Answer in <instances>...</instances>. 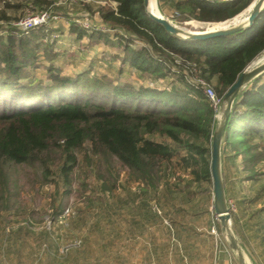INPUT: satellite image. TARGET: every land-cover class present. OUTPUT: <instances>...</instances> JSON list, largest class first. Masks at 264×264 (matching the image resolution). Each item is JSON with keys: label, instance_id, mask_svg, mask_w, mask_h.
I'll return each mask as SVG.
<instances>
[{"label": "trees", "instance_id": "obj_1", "mask_svg": "<svg viewBox=\"0 0 264 264\" xmlns=\"http://www.w3.org/2000/svg\"><path fill=\"white\" fill-rule=\"evenodd\" d=\"M57 1L0 0V29L3 24L16 32H0L2 213H9L7 202L12 195L4 168L38 165L44 184L53 182L56 194L64 197L70 194L81 154L88 167L96 158L95 166L101 162L108 169L110 159H114L124 173L120 180V174H112L109 168L108 177L96 178L95 191L103 198L85 199L83 211L93 216L88 232L98 233L100 241L104 238L105 219L118 218L121 209L134 216L153 204L161 216L170 212L192 216V199H209L212 193L210 144L218 108L215 111L189 80H203L222 105L227 89L264 53V8L247 29L203 41H183L148 18L144 0H69L72 3L68 5H57ZM158 1L173 9L171 19L177 22L205 24L232 19L254 2ZM31 8L35 11L31 15H52L56 10L63 12L65 19L69 18L65 11L75 17L87 15L115 33L133 69L171 80L170 90L112 86L86 75L61 77L52 65L47 67L46 81L30 78V67L37 66L40 49L48 62L58 55L52 51L53 44L43 39H48L52 31L48 26L34 28L27 35L14 28V24L29 17L23 9ZM70 32L77 38L87 35L90 41L107 38L104 33L78 28L71 21ZM135 42L144 47L132 48ZM221 157L223 172L226 164L236 166L239 157L248 179L258 175L256 170L264 163V73L235 98L223 134ZM51 165L55 167L51 169ZM53 215L59 216L57 211ZM0 229V236L14 234L5 227ZM73 240L83 243L81 239Z\"/></svg>", "mask_w": 264, "mask_h": 264}, {"label": "crops", "instance_id": "obj_2", "mask_svg": "<svg viewBox=\"0 0 264 264\" xmlns=\"http://www.w3.org/2000/svg\"><path fill=\"white\" fill-rule=\"evenodd\" d=\"M156 5L162 16L171 18L173 9L160 4L158 0ZM66 30L63 25L56 31L62 33ZM114 36L115 33H110L105 38L104 45H101L104 52L109 50L108 56L112 62L118 60L115 50L119 45ZM75 39L76 42L83 40L77 37ZM134 44L139 48L144 47L140 42ZM87 47L85 45L81 49L76 48L77 53L82 57L81 60L84 59ZM97 49L91 48L93 54ZM79 50H82V53ZM56 51L59 58L63 46H58ZM100 57L94 58L96 60L101 59ZM92 61L86 63L91 65ZM129 68L133 69L131 65L127 66V63L121 64V72ZM225 170L223 172L222 169L226 197L231 210L230 228L243 251V264H264V170H256L258 175L248 179V172L242 168L239 157L231 171L226 173ZM82 209L85 210L86 207ZM83 210L81 212L78 208L79 212H76L74 219L78 218V215L89 214ZM205 214V217H192L189 213L183 212L176 216L170 212L161 216L160 211L153 204L147 206L146 211H136L134 216L121 209L118 218L113 217L110 221L105 219L104 238L102 244H96L97 246L94 242L99 238L96 237L94 240V236L88 232L93 219L82 218L85 229L79 237L73 238L83 241L81 247L67 254L57 253L56 256L53 255L55 251L53 248L57 250L59 244L57 242L52 243L49 240L53 245L51 249L53 252L46 245V249L41 246L38 253L32 244V239L5 234L0 236V264H49L48 259H55L52 264H241L229 248L214 213L212 212L210 216ZM133 220L134 224H132ZM17 242L23 243L14 244ZM25 242L29 248H34L29 249L27 254L18 248L25 246ZM25 255L28 256V261L25 260ZM37 255H39L38 259L35 260Z\"/></svg>", "mask_w": 264, "mask_h": 264}, {"label": "rangeland", "instance_id": "obj_3", "mask_svg": "<svg viewBox=\"0 0 264 264\" xmlns=\"http://www.w3.org/2000/svg\"><path fill=\"white\" fill-rule=\"evenodd\" d=\"M59 1V2H58ZM57 5L62 3L64 5H68V3H72L69 0H58ZM74 1V0H72ZM65 7V6H64ZM66 8V7H65ZM70 9V8H69ZM25 11L24 15L30 16L33 14V9H23ZM20 13H22V11ZM39 12V11H37ZM69 13V18L65 19L63 12L61 11H54L53 13L59 14L62 16V18H59L58 20H50L46 24L36 26L35 29L41 28L43 26H48L49 29L52 31L50 32L49 38L46 39V37H43L44 41L51 42L53 44L52 51L55 53L56 48L58 46H63V52H60V57L56 58L52 63L48 62L44 57V51L43 48L39 50L38 54V60L36 62V67H30L31 77L35 78L39 81H46L48 76L47 67L52 65L55 70L58 71L61 77L66 78H75L79 75H86L87 78L90 79H103V81L107 82L108 84L112 86H122L123 84H128L132 86L133 88H145V89H153V90H170L169 81H165L162 78L154 77L150 74L146 73H139L135 69L125 70L121 72V64L127 63V66H130V63L128 60H125L124 55H122V48L118 46V48L115 50V54L118 55V60H114L113 62L109 60V50L104 52V48L101 45H104L105 39L102 38L100 40H88V36L84 35L82 38V42H76V35L74 33H70V21L72 22L75 18L73 14H70L69 11H65L64 13ZM67 13V14H68ZM66 14V15H67ZM246 14H243L241 16L242 20L245 17ZM96 17V16H95ZM164 17V16H163ZM170 20L173 24L176 26H179L181 28H185L188 31L193 32H202L205 30H210L211 28H217L219 27L220 23H214V24H205V23H197L194 21H187V22H177L171 18H167ZM82 20V19H81ZM96 22V21H95ZM48 24V25H47ZM74 26L82 28L81 25L74 23ZM64 25V27L67 29L66 31H63L62 33L57 32L56 30L59 29ZM3 28V29H2ZM7 30L10 34L12 31L11 27H8L7 25L1 24L0 32H3V30ZM34 29V28H33ZM32 30V29H31ZM88 32H92V30H85ZM30 32V30H24V35H27ZM3 34V33H0ZM22 34V35H23ZM106 36H108V33H104ZM115 37V36H114ZM106 38V37H105ZM62 39L65 41H62ZM87 45L88 47L85 49L84 52L85 55L80 57V54L77 53V49H81ZM132 48L138 49L139 47L137 44H132ZM98 48L96 53L93 54V50L91 48ZM100 47V50H99ZM77 48V49H76ZM91 50V51H90ZM82 53V50H79ZM89 51V52H88ZM88 53V54H87ZM97 54V55H96ZM87 55V56H86ZM58 56V55H57ZM97 56H101V59H96ZM264 56V53L261 54L256 60H254L249 67L246 69L250 70L253 67H255L257 64H260L264 60L262 59ZM88 57V58H87ZM95 57V58H94ZM93 60L91 65H88L86 62H90ZM58 60V61H57ZM80 61V62H78ZM75 62H77L75 64ZM111 64V65H109ZM57 66V67H56ZM169 68L172 70H175L176 68L173 65H169ZM223 104L218 107V114L217 117L221 113ZM94 162L97 161L96 158H92V165L91 167H88V164L86 165L82 161V155H78V162L79 166L74 170L73 174V182L71 185L70 194L68 196L60 197L55 192V185L54 183L44 184V182L41 180L40 173L41 170L38 167V165H28V166H7L4 168L5 171V177L7 181H9V189L11 192V196L8 200V204L10 207L9 213H2L1 211V204H0V227H5L9 229L10 231L13 230L14 234L16 236H20L21 238H27L32 239V244L34 245V248L38 251H40L41 246L43 249H46V245L48 246V249H52L53 245L52 243H59L58 247L62 246L63 244L68 243L69 241H72V239L76 236L79 237V234L83 233L84 231V225L83 220H91L93 218L92 213L90 214H84L82 216L83 220L79 218L74 219L76 212L78 211V208L83 210L82 208L85 207V199L87 197L92 196V200H101L103 198L101 194L96 190V178L98 176L100 177H108V174L106 171L110 168L112 171V174H120V180L124 179V173L123 170L120 168L119 164L114 160L110 159L111 167L108 169L104 168L103 163L98 162L96 166L94 165ZM100 161V160H98ZM56 164V163H55ZM55 165H51V169H53ZM225 171L228 173L233 169V166L226 164ZM259 171L264 170V163L260 164L257 168ZM228 177L230 178V173L228 174ZM55 182V180H54ZM101 183V182H100ZM61 191V190H59ZM95 191V192H94ZM92 192V193H91ZM107 197V196H106ZM105 198V197H104ZM192 204L189 206L192 211V217H205V213L210 216L213 212L212 209V193L210 198H204L195 196L192 199ZM58 204H60L59 209H56ZM56 207V208H55ZM58 212L59 216L54 217V212ZM79 212V211H78ZM3 218V219H1ZM6 225L4 226L3 223ZM99 226L103 227V221L100 222ZM24 228L25 230L29 231L28 233H25V230L23 231L18 228ZM1 231V229H0ZM21 232V234L19 233ZM44 232H46L44 234ZM19 233V234H17ZM91 235L94 236V240L96 237L99 238V240H95V246H97L101 241L98 233H92ZM51 242H50V241ZM100 241V242H99ZM41 242V243H40ZM13 243V242H12ZM23 242H17L14 244H19ZM25 246H19L18 248L25 251L27 254L28 250H33L34 248H29L27 246V242H25ZM97 244V245H96ZM54 249V248H53ZM57 251L55 248V251L53 252V255H57ZM44 254V253H42ZM59 254V253H58ZM24 255V253H22ZM37 255V258L38 259ZM25 260L28 261V256L25 255ZM55 259H48V263L52 264L54 263Z\"/></svg>", "mask_w": 264, "mask_h": 264}, {"label": "water", "instance_id": "obj_4", "mask_svg": "<svg viewBox=\"0 0 264 264\" xmlns=\"http://www.w3.org/2000/svg\"><path fill=\"white\" fill-rule=\"evenodd\" d=\"M214 1V0H211ZM156 2V0H155ZM150 0H144L143 6L148 18L159 24L164 28L166 33L183 41H203L214 37L228 35L240 30L247 29L252 26L257 15L264 8V0H254V2L242 13L236 17L221 22L219 27L212 30H205L202 32L188 31L173 24L166 17L161 14L155 15L149 10ZM246 14L241 19V16ZM264 73V61L257 64L250 70L243 71L236 79V81L227 89L222 99V109L220 115L216 118V124L211 136L210 144V177L212 183V209L215 219L219 222L223 235L229 245V248L238 257L241 264L244 261V254L235 239L233 232L230 228L231 210L228 205L225 183L222 172V157L221 147L222 139L229 118L232 104L239 94L240 90L253 80L258 78Z\"/></svg>", "mask_w": 264, "mask_h": 264}, {"label": "built area", "instance_id": "obj_5", "mask_svg": "<svg viewBox=\"0 0 264 264\" xmlns=\"http://www.w3.org/2000/svg\"><path fill=\"white\" fill-rule=\"evenodd\" d=\"M75 1V0H74ZM59 18H62L59 14H48V13H38L36 15H30L24 20L19 21L18 23L14 24V28L17 29L16 31L23 32L24 30H31L35 28L36 26H40L43 24H46L50 20H58ZM82 19V20H81ZM72 22L79 24L84 28L85 30H92V31H97L100 33H114L113 31H110L105 28V26L101 24H97L94 22L93 19L90 17L86 16H80L75 18ZM12 34H16V32H12ZM119 34H122L119 32ZM175 71V70H172ZM190 84H192L196 89L200 90L204 96L211 102L212 107L216 111V109L220 105V99L217 98L212 90L211 87H209L203 80L201 79H194V80H189ZM217 118V115H216ZM81 245V242L79 240H73L69 241L66 244H63L58 248V253L59 254H67L69 251L79 248Z\"/></svg>", "mask_w": 264, "mask_h": 264}, {"label": "bare ground", "instance_id": "obj_6", "mask_svg": "<svg viewBox=\"0 0 264 264\" xmlns=\"http://www.w3.org/2000/svg\"><path fill=\"white\" fill-rule=\"evenodd\" d=\"M149 10H150V12H152V13L155 14V15L160 14V13L158 12L157 5H156L155 0H150ZM212 29H214V28H211L210 30H212ZM263 60H264V56H263Z\"/></svg>", "mask_w": 264, "mask_h": 264}]
</instances>
